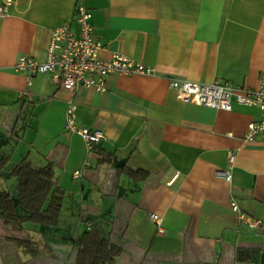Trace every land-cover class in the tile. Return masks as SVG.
<instances>
[{
  "label": "crops",
  "instance_id": "obj_1",
  "mask_svg": "<svg viewBox=\"0 0 264 264\" xmlns=\"http://www.w3.org/2000/svg\"><path fill=\"white\" fill-rule=\"evenodd\" d=\"M77 3L92 11L101 58L122 53L153 72L111 73L101 92L19 70L20 55L46 57L54 27L77 31ZM263 76L264 0H14L0 15V190L16 201L13 165L51 164L64 195L56 224L0 217V264H82L87 229L119 248L107 264H264V130L243 136L262 110L168 95L170 77L253 86ZM70 101L104 135L92 149L65 127Z\"/></svg>",
  "mask_w": 264,
  "mask_h": 264
},
{
  "label": "built area",
  "instance_id": "obj_2",
  "mask_svg": "<svg viewBox=\"0 0 264 264\" xmlns=\"http://www.w3.org/2000/svg\"><path fill=\"white\" fill-rule=\"evenodd\" d=\"M14 0L0 2V15L8 13L9 5ZM77 31L68 25L61 24L52 30L46 57L43 60L28 55H20L16 67L30 74L47 72L53 79L68 90H73L78 84L94 86L103 92L107 89L106 78L111 73H152L153 68L135 61L122 53H114L112 57L103 59L100 50L105 46L103 41L95 35L92 21V11L83 3H77L74 10ZM168 95L182 100L231 110L234 102L257 105L263 112L260 119L248 123L244 132V139L252 140L264 130V76L256 85L236 84L229 80L216 78L212 82L204 83L190 79L170 77ZM65 127L80 134L88 148L92 149L101 142L104 135L95 128L81 124L78 120L77 106L70 101L66 110ZM233 153H229V161L233 160ZM75 175L79 174L76 170ZM218 175L230 179L228 169H221ZM232 209L239 212L240 217L251 227L256 228L262 223L258 217L243 213L238 204L232 201ZM152 218L160 221L158 213L153 212ZM159 230L162 228L159 226Z\"/></svg>",
  "mask_w": 264,
  "mask_h": 264
},
{
  "label": "trees",
  "instance_id": "obj_3",
  "mask_svg": "<svg viewBox=\"0 0 264 264\" xmlns=\"http://www.w3.org/2000/svg\"><path fill=\"white\" fill-rule=\"evenodd\" d=\"M11 173L19 177L15 197L8 190H0V217L11 224L25 220L56 224L63 204L64 190L58 185L51 164L37 170L22 163L11 168ZM18 206L26 208L28 214H20ZM29 245L32 248L31 243ZM119 253V248L99 234L95 229H87L79 238L77 262L82 264H107Z\"/></svg>",
  "mask_w": 264,
  "mask_h": 264
}]
</instances>
